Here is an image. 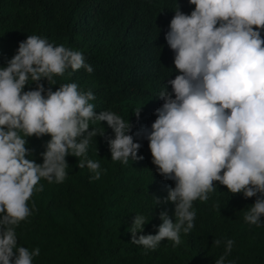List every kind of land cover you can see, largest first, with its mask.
Instances as JSON below:
<instances>
[{"label": "clouds", "instance_id": "1", "mask_svg": "<svg viewBox=\"0 0 264 264\" xmlns=\"http://www.w3.org/2000/svg\"><path fill=\"white\" fill-rule=\"evenodd\" d=\"M194 9L183 13L177 4L164 39L174 53L178 73L167 79L157 98L163 101L149 128L132 133V124L111 111L97 114L91 91L76 83L52 91L54 77L67 69L83 68L91 74L84 55L46 38L30 35L17 53L0 68V264H33L40 249L17 246L15 227L32 210L28 201L41 179L62 183L66 157L81 158L100 179V163L87 158L91 140L98 133L90 121L106 122L114 134L107 141L111 160L128 164L142 160L137 153L148 141L156 173L174 182L166 198H154L155 206L172 203L174 222L166 211L156 234L139 235L149 221L135 215L129 227L134 245L154 250L162 241L181 243L180 234L194 228L193 202L223 186L231 195L242 194L255 202L244 214L248 225L260 226L264 217V0H188ZM35 84L34 90L24 91ZM170 86L171 91L167 88ZM141 108L133 114L137 120ZM50 136L41 154L32 159L28 137ZM35 208V205H32ZM221 240L213 243L218 247ZM234 241H224V254L215 264H225ZM232 264V262H229Z\"/></svg>", "mask_w": 264, "mask_h": 264}, {"label": "trees", "instance_id": "2", "mask_svg": "<svg viewBox=\"0 0 264 264\" xmlns=\"http://www.w3.org/2000/svg\"><path fill=\"white\" fill-rule=\"evenodd\" d=\"M177 4L185 14L194 9L188 0H0V68L30 35L80 51L93 72L69 68L54 77L55 85L42 80L45 90L76 83L80 91L93 93L97 114L107 110L129 119V134L150 129L163 103L157 98L163 84L178 74L164 39ZM140 108L137 120L133 114ZM92 128L104 131L87 150V158L100 163V179L90 180L94 173L77 166L81 158L67 156L65 180L41 179L36 187L43 190L28 201L31 215L15 227L18 247L40 249L33 264H215L228 239L234 243L225 264H264V217L260 226L243 219L255 197L231 195L220 185L207 201L193 202L194 228L180 234L179 245L164 240L151 250L132 244L129 227L135 215L149 220L137 237L156 234L161 211L174 222V204H154V198H166L174 182L156 173L146 139L134 137L142 160L113 162L107 143L114 138L112 130L97 121H90ZM26 139L32 155L25 158L41 164L50 136ZM215 240L222 241L220 246Z\"/></svg>", "mask_w": 264, "mask_h": 264}]
</instances>
